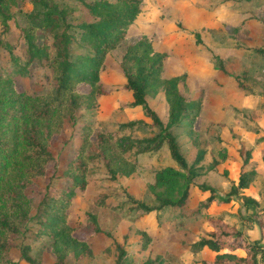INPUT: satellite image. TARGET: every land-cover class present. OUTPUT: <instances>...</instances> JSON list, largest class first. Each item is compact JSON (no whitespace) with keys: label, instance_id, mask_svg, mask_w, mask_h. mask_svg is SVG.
<instances>
[{"label":"rangeland","instance_id":"1","mask_svg":"<svg viewBox=\"0 0 264 264\" xmlns=\"http://www.w3.org/2000/svg\"><path fill=\"white\" fill-rule=\"evenodd\" d=\"M53 1L59 6H73L66 16L72 24L90 18L78 0ZM2 7L10 17L7 30L2 32L0 27V73L10 74L17 90L31 94L50 91L53 80L45 58L34 59L25 71H18L25 58L18 25L36 24L37 19L33 21L30 16L32 3L6 0ZM70 30L74 33L69 44L71 54L83 52L78 28L74 25ZM194 31L199 32L200 42L195 41ZM35 33L50 43V33L45 37L39 30ZM142 33L150 36L156 49L166 52L162 73L184 71L180 92L186 98L200 97V110L191 122L182 117L168 128L185 159V168L170 157L165 144L155 150H140L142 138L154 135L159 127L150 125L139 105L127 102V93L121 87L125 72L120 61L126 42ZM257 45L264 47V0H144L124 40L106 53L98 67V81L106 93L95 96L94 106L75 109L72 121H64L50 139L52 159L45 164L43 174L33 177L25 188L31 203L30 217L12 235L10 261L0 264H28L20 256L24 245L33 264L53 261L48 237L34 230L42 208L39 200L49 180L50 186L61 184L63 165L87 128L90 139L96 130L117 129L116 136L127 135L131 145L123 154L136 166L131 176L110 178L99 159L87 162L85 186L76 189L70 198L66 221L70 233L87 241L92 254L76 259L69 252L67 262L142 264L153 259V264H200L201 258L211 255L197 249L194 242L208 228L206 218L219 216L247 239H258L264 246V228L259 232L255 224L243 220L250 210L240 198L232 196L228 202H211L204 208L206 192L196 186L208 183L224 195L230 181L244 167L238 154L241 143L250 146L254 136L264 134V56L254 51ZM12 54L19 57L17 63L10 59ZM74 88L86 91L87 85L76 82ZM145 97L147 105L164 121L161 91ZM129 120L135 122L129 127L120 125ZM260 146L264 147V142ZM223 147L226 152L220 158ZM259 149L254 147L251 158L258 159ZM188 170L194 175L189 177ZM184 191L181 205H161L150 211L136 206L141 202L155 207L163 198L175 202ZM243 192L260 198L259 204H264L263 170H257ZM100 195L104 202L97 204L93 198ZM116 242L124 250L121 257H117Z\"/></svg>","mask_w":264,"mask_h":264},{"label":"trees","instance_id":"2","mask_svg":"<svg viewBox=\"0 0 264 264\" xmlns=\"http://www.w3.org/2000/svg\"><path fill=\"white\" fill-rule=\"evenodd\" d=\"M29 1L32 3V13H29L31 19H37L38 22L18 25L25 55L23 64L18 65V71H25L26 65L34 59L39 61L45 58L53 87L44 93H26L14 87L10 74L0 73V263L10 261L12 235L30 217L31 203L25 188L32 183L33 177L43 174L45 164L52 159L50 139L59 131L64 121H72L75 109L94 106L95 96L106 93L98 81V67L106 53L124 40L127 27L141 12L144 2L78 0L90 18L72 24L66 20L67 14L73 9L72 5L59 6L53 0ZM5 2L6 0H0L2 32L7 30V20L10 17L2 7ZM74 25L78 28V37L85 50L72 55L69 44L74 33L70 28ZM176 25L179 26L178 23ZM36 30L43 32L44 37L46 33H50V43L45 38L42 40L41 36H36ZM193 35L195 41L200 42L199 32L194 31ZM37 38L41 40L36 41ZM253 49L264 56L263 45H257ZM165 55L166 52L153 46L146 33L127 41L120 61L125 72V81L121 87L127 93V102L132 106L139 105L143 114L150 119V125L159 127L154 135L142 138L143 146L140 150H155L165 144L170 157L181 168H185V159L168 128L182 117L191 122L200 110V97L186 98L180 92L179 84L184 82L186 76L184 71L171 75L162 73ZM10 59L17 63L19 57L12 54ZM76 82L86 84L87 90L77 91L74 88ZM157 91H161L165 104L164 121L146 103L145 96H153ZM134 122L135 120H129L120 125L129 127ZM88 129L80 134L79 143L72 148L71 156L63 165L60 172L63 177L61 184L57 187L50 186L49 180L39 200L42 208L34 230L35 233L48 237L53 255L51 264H71L66 260L69 252L76 259L92 254L88 242L75 238L66 221L70 198L76 189L81 190L85 186L87 162L93 158L99 159L110 178L118 175L131 176L135 171V161L123 154L131 145L127 135L116 136L117 129L110 132L96 130L95 137L90 139ZM191 132L192 130L189 131ZM262 142L264 134L254 136L250 146L241 143L238 154L244 167L230 181L224 195L208 183L196 184L206 192L202 199L204 208L211 202H228L232 196L240 198L245 209L250 210L243 216V220L255 224L259 232L264 228V204L260 205L258 200L242 193V190L254 180L258 169L264 171V147L260 146ZM256 146L260 148L258 159L251 158ZM225 152L223 147L220 158L224 157ZM188 175L191 177L194 173L188 170ZM185 193L184 191L175 202L163 198L161 204L155 207L145 206L141 202L136 206L150 211L161 205H181L185 200ZM93 200L102 204L104 196H95ZM206 224L208 228L194 243L197 249L211 256L201 258L200 264H264V246L258 239H247L220 216L206 218ZM116 245L119 249L117 257H121L124 254L122 245L118 242ZM26 248V245L20 248V256L28 264H33ZM153 261L146 259L142 264H153Z\"/></svg>","mask_w":264,"mask_h":264},{"label":"crops","instance_id":"3","mask_svg":"<svg viewBox=\"0 0 264 264\" xmlns=\"http://www.w3.org/2000/svg\"><path fill=\"white\" fill-rule=\"evenodd\" d=\"M246 188H247V187H246ZM244 189H245V188H244ZM244 189H243V190H244ZM243 190H242V193H244ZM244 194H245V193H244ZM248 195H250V194H248ZM250 196H252V195H250ZM252 197L255 198V199L258 200V201L260 200V198H256V197H254V196H252ZM261 205H262V204H261Z\"/></svg>","mask_w":264,"mask_h":264}]
</instances>
